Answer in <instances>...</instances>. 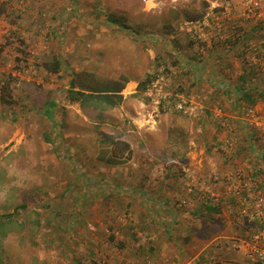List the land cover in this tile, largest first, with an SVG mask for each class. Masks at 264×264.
Masks as SVG:
<instances>
[{"label":"rangeland","instance_id":"1","mask_svg":"<svg viewBox=\"0 0 264 264\" xmlns=\"http://www.w3.org/2000/svg\"><path fill=\"white\" fill-rule=\"evenodd\" d=\"M71 1L80 2L73 11L29 16L42 22L30 32L35 45L17 40L0 14V264H192L178 228L191 200L176 183L181 171L198 178L178 158L163 156L197 138L198 149L217 159H203L207 169L234 168L230 179L224 173L226 194L247 213L233 184L250 176L264 189V138L242 125L250 102L238 100L235 87L245 61L257 75L247 87L264 93V29L255 30L264 21L249 12L248 0ZM199 11L204 18L191 20ZM7 14L24 21L19 10ZM237 26L254 32L234 49L222 41ZM55 58L62 70L47 71L43 63ZM85 71L135 81L114 107L84 106L68 89ZM147 74L153 80L138 90ZM112 138L129 142L131 155L114 157ZM240 153L245 160L229 164L227 156ZM200 182L188 192L220 193L208 178ZM248 214L256 220L247 238L253 243L264 206Z\"/></svg>","mask_w":264,"mask_h":264},{"label":"crops","instance_id":"2","mask_svg":"<svg viewBox=\"0 0 264 264\" xmlns=\"http://www.w3.org/2000/svg\"><path fill=\"white\" fill-rule=\"evenodd\" d=\"M147 2L153 3V0H147ZM76 3L80 2L71 0H60L59 2L58 0H3L1 2L0 14H3V16L7 18L11 24V28H13L15 33L25 37L24 39L21 36H17V40L21 41L23 44L30 42L32 45H35L38 41V38L36 34H30V32L40 31L42 22L38 17V20L35 18L34 21H31L29 20V16L43 12L57 14L60 10H66V12L71 10L73 11L77 8V5H75ZM148 3L146 4L148 5ZM16 10H19L21 14H23V23H21V18H19L17 23H15L7 14L9 11ZM8 21L5 22L8 23ZM128 79L129 80L127 81L125 87L135 81L134 77H130ZM123 90L121 93L123 94L124 98L126 97V91L123 93ZM49 109V107L46 108V110ZM241 122L243 126H246V123L243 120V114ZM180 136L183 138H178V141L183 142L186 137L184 135ZM198 142L199 141L197 138L190 137L189 140H187V147L183 148L181 153L177 151V153L171 152L163 156L164 158H167L169 155L171 160L178 158L181 160V166H188L187 169H189L190 175L192 174V176L198 178L197 180L187 179L184 172L181 171V174L178 177V183H176L179 185H176V187L179 189V193H181L183 197L188 196V199L190 198L191 200V203H189L190 205L188 204L186 207H184V212L182 215H180L182 219L178 227L180 231L179 242L182 241V245L184 246L185 250L183 252L193 257L192 264L233 263V261L227 258L219 259L218 255L221 254H229L230 258L231 255L236 257L238 255L243 260L251 262V258L248 254L250 242L247 240V238L250 236V233L253 232L256 220L255 218L252 219V217L247 213L244 214V212L242 215H240L238 208L232 201V198L226 194L228 187L227 183L223 181L225 174L228 175L230 173L228 176L230 179V177L234 176L235 170L232 166H230V170L229 167L221 168L219 165L210 166V169H207L203 159L209 158V161L213 162V164L217 163V159H215L212 154H205L204 149H198ZM227 158L229 159V164L232 163L233 158L236 161L245 160L244 155L241 153L239 155H232V158L227 156ZM218 159L221 161V157L218 156ZM244 168L242 167L243 171ZM181 169L182 168L180 167V170ZM220 169H223L224 172ZM165 172H169L168 174L173 173V167H168ZM202 178H208L212 187H214V189L217 191L220 189V193L216 195V193L212 190L207 192L205 190V192L203 191L201 194L200 192L194 193L193 195L190 194L187 190L188 185L190 183L196 182L198 187V184H201L200 180ZM169 185H167V187H169ZM168 231L170 232V230ZM235 238L240 239L237 241L234 240ZM188 239H190V242L193 246L185 243V241ZM195 243H197V245H195ZM214 243L218 245H214ZM237 244H240L241 248ZM231 259L237 258L233 257Z\"/></svg>","mask_w":264,"mask_h":264},{"label":"trees","instance_id":"3","mask_svg":"<svg viewBox=\"0 0 264 264\" xmlns=\"http://www.w3.org/2000/svg\"><path fill=\"white\" fill-rule=\"evenodd\" d=\"M203 3L209 5L206 0H202ZM203 11L197 12L191 20H201L204 18ZM113 21H116L113 19ZM122 24L124 27H128V25L123 21ZM264 29V25H259L256 29ZM254 31H251L250 36H252ZM247 33L243 32L242 26L234 27L233 32L229 33L228 36L223 39V43H228L232 46V48L237 49L239 46L244 43L247 44L249 41V36ZM248 45V44H247ZM247 47V46H245ZM244 48V47H243ZM240 54L244 53L243 50L239 51ZM240 54H238L240 56ZM243 64V72L237 76L239 82L237 83V86L235 87V93L236 98L243 99V101H248L250 103L256 102L259 98H264V93H262L259 90H256L252 92L253 90L251 87H247L248 81L250 79L257 78L256 72L254 71H247L246 69V62L242 61ZM44 68L49 72H58L62 70L63 64L60 59H56L53 61H45L43 63ZM77 75L75 73V76L79 77V81L76 80L74 77L70 81V87L68 89L69 92V99L72 101H78L81 105L86 106L87 104H93L94 106H101V107H114L117 104L121 103L123 100V94L121 91L125 87L127 81L129 80V77L121 76L119 78H111L109 80H104L99 77H97L94 73L85 71L84 73ZM146 79H143L139 81L138 90H145L148 87V84L153 80L150 78V76L147 74ZM230 93H228L229 95ZM55 101H50L48 103L49 110H46V112L51 115L53 112V107L55 106ZM109 143L112 144V154L114 157L123 156L124 152L128 151L131 155L132 148L129 142L124 141L122 139H109ZM129 155V156H130ZM113 236V235H112Z\"/></svg>","mask_w":264,"mask_h":264},{"label":"built area","instance_id":"4","mask_svg":"<svg viewBox=\"0 0 264 264\" xmlns=\"http://www.w3.org/2000/svg\"><path fill=\"white\" fill-rule=\"evenodd\" d=\"M248 1L253 6L250 7L249 12L257 14L264 21V0ZM179 107L182 108L183 105L179 104ZM242 114L247 127L253 130L258 137L264 138V101L248 103L244 106ZM247 177L239 175L238 181L233 184V190L239 195L243 210L248 214L250 211L253 212L254 209L258 211L264 206V189L257 186L250 176ZM254 192L255 196L253 197ZM252 198H254V203ZM248 254L255 263L264 264V222L261 228L254 233V240L253 243H250Z\"/></svg>","mask_w":264,"mask_h":264}]
</instances>
